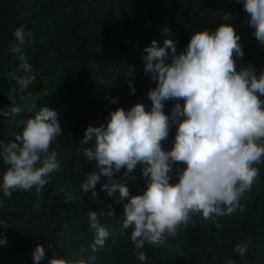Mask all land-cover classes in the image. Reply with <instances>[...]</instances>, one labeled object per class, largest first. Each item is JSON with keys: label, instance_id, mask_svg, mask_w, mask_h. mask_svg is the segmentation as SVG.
<instances>
[{"label": "trees", "instance_id": "1", "mask_svg": "<svg viewBox=\"0 0 264 264\" xmlns=\"http://www.w3.org/2000/svg\"><path fill=\"white\" fill-rule=\"evenodd\" d=\"M249 19L238 0H0V108L9 107V97H14L22 109L15 117L0 115V141L14 142L27 119L44 106L56 111L61 127L49 149L56 152L60 167L45 177L48 184L42 191L35 187L13 191L9 198L0 187V239L7 241L0 245V264H33L37 245L45 249L39 264H48L53 255L84 264H142L130 239L132 229L122 227L128 198L122 200L118 191L111 197L102 191L107 182L103 176L96 185V199L91 191L82 192L86 173L98 172L95 161L84 156L94 143H82L85 130L106 126L117 108L127 111L142 103L150 111L148 92L156 81L145 74L144 57L152 41L164 47V41L171 40L179 54L195 32H214L229 24L240 36L244 52L243 57H234L237 70L252 66L259 77L264 72V44L255 38ZM20 26L31 32L22 45L14 37ZM14 47L21 52H14ZM166 51L170 57L172 49ZM21 54L36 76L23 92L12 75L24 74ZM260 99L264 101V96ZM175 103L184 102H164L165 115L171 117ZM175 134L172 124L163 150H171ZM253 166L259 176L241 197L244 212L215 217L218 224L202 215L192 217L188 227L178 228L176 237L163 244L145 243L140 250L147 257L143 264H264V160ZM7 167L0 156V185ZM185 167L173 164L170 183L178 182L177 169ZM125 171L121 169L114 179L126 184L130 196L142 195L147 184L141 166L129 178ZM89 211H96L109 231L105 246L96 251L91 247L94 229ZM109 211L114 216L107 215ZM249 237L250 247L241 257L235 247Z\"/></svg>", "mask_w": 264, "mask_h": 264}, {"label": "clouds", "instance_id": "2", "mask_svg": "<svg viewBox=\"0 0 264 264\" xmlns=\"http://www.w3.org/2000/svg\"><path fill=\"white\" fill-rule=\"evenodd\" d=\"M238 2L249 14L255 38L264 44V0ZM26 36H31V32H26L24 26L15 29L19 44L25 43ZM239 41L240 36L229 24H221L214 32H195L179 54L171 40H165L164 47H157V42L152 41L144 57L145 74L156 81L155 88L148 92L150 111L142 103L127 111L117 108L110 112L106 126H88L85 130L82 143H94L84 150V156L95 161L98 172L86 173L80 185L82 192L91 191V198L96 199V185L103 176L107 182L102 191L110 197L118 191L122 200L128 198L123 207L122 227L125 231L132 229L130 239L142 264L147 260L144 251H140L145 243L163 244L166 238L176 237L178 228L188 227L192 217L202 215L204 220L218 224L215 217L245 211L241 197L251 190L259 176V169L253 165L264 160V101L260 99L264 96V72L257 77L252 66L237 70L234 57L244 55ZM167 48L172 49L170 57ZM13 51L20 53L21 49L14 47ZM166 58L171 62H166ZM20 59L24 74L20 78L12 75L23 92L36 76L22 54ZM9 100V107L0 108V115L6 118L22 111L14 97ZM168 100L184 102L183 106L173 105L171 117L164 113V102ZM25 123L14 142L0 141V156L3 164L8 165L0 187L9 198L13 191L33 187L42 191L48 184L45 177L60 167L56 152H49L54 138L61 134L56 111L44 106ZM172 124L176 125L175 139L171 150L165 151L162 142L168 138ZM175 163L186 167L177 169L178 182L170 183L169 174ZM138 164L147 187L142 195L130 196L126 184L114 176L126 169L124 176L129 178ZM68 199H72L71 194ZM107 215L114 216V212ZM88 220L94 229L91 247L96 251L105 246L109 231L100 223L96 211L88 212ZM6 243V239H0V245ZM250 244L249 237L247 242L237 244L235 251L243 257ZM44 258V247L37 245L33 264ZM48 264L84 261H68L53 255Z\"/></svg>", "mask_w": 264, "mask_h": 264}]
</instances>
